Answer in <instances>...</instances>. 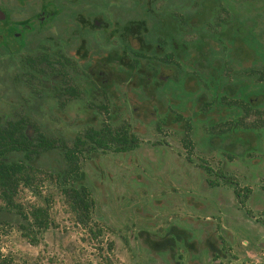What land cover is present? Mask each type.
Instances as JSON below:
<instances>
[{
	"label": "rangeland",
	"instance_id": "374dc122",
	"mask_svg": "<svg viewBox=\"0 0 264 264\" xmlns=\"http://www.w3.org/2000/svg\"><path fill=\"white\" fill-rule=\"evenodd\" d=\"M208 7L201 9L200 17L197 13L200 23L211 14ZM258 23L264 40V17L257 15ZM203 31L197 36L208 41L196 51L195 83L185 75L187 85L196 86L198 92L193 105L186 100L195 113L182 111V116L193 117L191 131L185 129L184 121L173 119L171 110L161 123L155 92L146 112L129 109L122 113L116 107L110 115L113 126L129 125L139 139L138 147L125 152L95 150L79 158L80 171L72 182L90 189L92 216L103 228L102 240L92 238L75 223L58 186L46 179L39 194L20 187L18 198L24 203H43L45 194L52 195L49 211L53 223L41 233L37 245L30 244L14 222L0 224L3 256L13 264H100L105 255L116 264H264V121L257 114L245 116L242 106L244 99L253 98L255 108L264 110V81L240 73L252 56L242 37L229 31L214 37L209 29ZM27 41L17 58L30 52L32 38ZM256 47L264 56V45ZM223 55L227 60L221 62ZM205 67L212 72L211 95L205 90V78L199 77ZM223 69L226 75L220 76L217 72ZM20 92L29 95L23 82ZM43 95L38 112L30 118L52 136L71 139L109 119L107 113H92L80 102L60 108L48 98L50 94ZM117 102L122 105L121 99ZM133 102L130 98L129 103ZM10 107V102L1 99L0 87V111L9 114ZM158 122L161 128H157ZM221 130L222 140L217 134ZM185 138L191 143L186 145ZM58 159L62 160L61 155L54 150L40 156L38 163L50 169ZM200 164L210 166L212 172ZM221 168L225 177L237 182L240 192L250 189L242 202L234 193L235 184L216 174ZM207 179L217 184H209Z\"/></svg>",
	"mask_w": 264,
	"mask_h": 264
},
{
	"label": "flooded vegetation",
	"instance_id": "af4514ba",
	"mask_svg": "<svg viewBox=\"0 0 264 264\" xmlns=\"http://www.w3.org/2000/svg\"><path fill=\"white\" fill-rule=\"evenodd\" d=\"M197 13L195 0H0L1 99L11 104L9 114L0 111V127L10 121L17 124L20 115H28L30 135L42 129L30 116L38 112L46 92L60 108L80 102L92 113H107L109 119L103 123L112 130L124 126L129 131L125 123L113 126L110 115L116 107L122 113L146 112L156 92L155 110L161 123L171 110L173 119L184 121L191 131L189 115L196 110L186 105L195 103L198 92L187 80L195 83L196 51L207 40L197 36L202 12L199 17ZM30 37V52L17 58ZM207 55L205 51L204 62ZM201 70L204 75H198L205 78V90L211 95L212 72L206 67ZM217 73L226 75L224 69ZM22 82L27 97L20 92ZM184 110L188 117L182 116ZM185 139V144L191 143ZM97 150L115 151L114 145Z\"/></svg>",
	"mask_w": 264,
	"mask_h": 264
},
{
	"label": "trees",
	"instance_id": "16d2710c",
	"mask_svg": "<svg viewBox=\"0 0 264 264\" xmlns=\"http://www.w3.org/2000/svg\"><path fill=\"white\" fill-rule=\"evenodd\" d=\"M195 5L197 12L207 6H209L207 11L211 12L207 20L201 24L197 18V25H200L197 34L203 33L208 27L209 33L214 37H221L220 33L228 31L242 37L243 43L252 51L251 61L247 65H242V74L264 81V56L256 47L264 45L259 23L257 25V15L264 17V0H195ZM198 38L200 39L199 36ZM232 67L236 70L234 64ZM227 68L228 71L231 69L230 62ZM252 99H244L242 103L244 115L257 114L256 117L264 121V110L255 108ZM232 102H236V99ZM254 108L257 112L253 110ZM30 121L28 115H20L17 124L10 121L0 127V224L14 222L28 242L37 245L41 233L53 223L49 211L52 195L45 194L43 203H24L18 198L20 187H28L37 195L41 191L39 188L43 181L51 179L58 186L62 200L72 213L75 223L92 235V238L102 240L103 228L92 216L94 201L90 189L86 185H76L72 182L80 171L79 158L88 151L92 152L97 148L107 149L110 145H114L115 151L119 152L131 150L138 145L137 135L129 132L124 126H117L112 130L108 123H103L100 127L87 128L76 133L71 139H65L61 135L54 137L43 129H36L34 134L30 135L26 128ZM220 133H217L219 137L222 136ZM54 150L59 152L62 160L58 159L56 167L42 168L38 163L39 157ZM200 166L206 172L212 171L210 166L204 164ZM218 174L225 177L221 169L218 170ZM207 181L209 184H217L214 179ZM225 181L235 184L234 193L240 202L250 192L249 188H244L245 191L240 192L233 178L225 177ZM112 245V241L109 240L107 246L111 248ZM0 264L13 262L0 252ZM100 264L116 263L109 255H105Z\"/></svg>",
	"mask_w": 264,
	"mask_h": 264
}]
</instances>
